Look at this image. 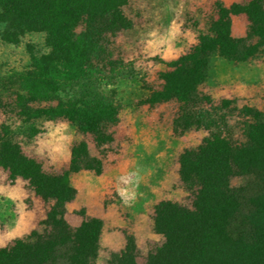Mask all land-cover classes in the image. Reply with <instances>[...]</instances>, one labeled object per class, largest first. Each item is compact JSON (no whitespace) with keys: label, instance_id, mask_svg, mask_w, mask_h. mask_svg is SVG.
I'll return each mask as SVG.
<instances>
[{"label":"rangeland","instance_id":"obj_1","mask_svg":"<svg viewBox=\"0 0 264 264\" xmlns=\"http://www.w3.org/2000/svg\"><path fill=\"white\" fill-rule=\"evenodd\" d=\"M114 1L127 29L106 32L99 45H90L88 79L66 80L53 65L47 76L55 83L52 99L30 106L55 110L90 93L118 105L117 116L99 126L80 127L65 117L23 124L15 108L0 107V135L11 133L23 158L15 166L0 156V264L21 260L36 237L68 241L75 249L90 239L98 249L95 264H119L122 231L136 247L133 264H147L163 243L152 206L187 203L178 156L209 136L204 127L264 153V142H252L250 134L264 126V0ZM66 6L69 34L85 33L84 8L76 0ZM10 27L0 23L1 106L16 95L27 97L21 81L39 75L34 59L50 51L45 32ZM190 81L201 84L186 93L180 84ZM198 111V130L184 129L183 120L193 122ZM30 129L36 133L26 139ZM175 130L182 131L180 139ZM253 155L249 163L264 167ZM73 160L81 169L59 185L55 178ZM56 161L66 166L57 170ZM226 169L230 188L250 181L236 157L226 158Z\"/></svg>","mask_w":264,"mask_h":264},{"label":"trees","instance_id":"obj_2","mask_svg":"<svg viewBox=\"0 0 264 264\" xmlns=\"http://www.w3.org/2000/svg\"><path fill=\"white\" fill-rule=\"evenodd\" d=\"M66 2L0 0V23L9 24L15 33L45 32L46 46L50 50L48 55L34 59V68L39 70V75L26 74L21 81L27 97L16 95L7 106L0 105L11 111L15 108L23 124L35 123L42 118L65 117L73 119L80 127L99 126L118 114V105L105 97L90 98V93L80 95L81 99L71 100L65 106L59 104L55 110H37L30 106L52 99L49 93L53 92L55 83L47 76L53 65L63 69L66 80H87V74L84 76L83 73L88 68L85 59L90 45H99L106 32L127 29L114 0H76L84 8L86 31L72 36L66 28L69 15ZM16 38L15 34L11 36L13 43ZM261 39L263 44L264 38ZM42 72L44 76H41ZM41 78L44 81H39ZM200 84V81H193L180 86L187 93ZM202 117L203 113L198 111L193 122L183 120V128L196 127L198 130ZM204 128L209 136L196 147L183 149L178 156L177 174L187 193V203L164 200L152 206L151 214L157 215L160 221L158 232L163 243L159 252L149 254L147 264H264V167L249 163L251 153L263 159L264 153L259 154L254 144H230L210 132L208 127ZM1 132L0 156L15 166L22 164L19 148L11 144V139L9 141L11 133L4 129ZM33 133H36L34 129L25 131V138L34 137ZM174 133L180 139L182 131L175 130ZM250 134L252 142H264V126L259 125ZM3 147L9 149L6 151ZM228 156L236 157L243 174L250 177L244 188H230L226 169ZM80 169L73 160L63 177L55 178V181L61 185L62 179ZM122 236L124 243L119 264H133L136 255L133 238L126 231H122ZM97 251L96 243L90 239H83L80 247L75 249L68 241L52 243L36 237L21 260L3 264H95Z\"/></svg>","mask_w":264,"mask_h":264},{"label":"crops","instance_id":"obj_3","mask_svg":"<svg viewBox=\"0 0 264 264\" xmlns=\"http://www.w3.org/2000/svg\"><path fill=\"white\" fill-rule=\"evenodd\" d=\"M54 165H55V167L57 168V170H60V169H62L64 166H66V163H61V164H59V163L56 161V162H54Z\"/></svg>","mask_w":264,"mask_h":264}]
</instances>
